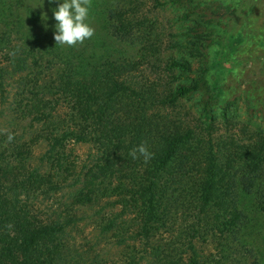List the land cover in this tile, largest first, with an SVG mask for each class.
Here are the masks:
<instances>
[{"label": "rangeland", "instance_id": "rangeland-1", "mask_svg": "<svg viewBox=\"0 0 264 264\" xmlns=\"http://www.w3.org/2000/svg\"><path fill=\"white\" fill-rule=\"evenodd\" d=\"M203 1L208 9L206 5L195 9L174 5L171 0H112L111 4L90 0L91 11L105 17L113 42L124 39L122 55L96 62L99 66L106 62L98 68L101 74L113 69L116 82L128 88L120 93L121 97L107 103L109 113L129 109L133 122L139 121L141 126L151 122L158 131L193 133L186 150L162 175L169 180L161 208L167 216L164 225L152 229L148 237L140 234L137 206L125 209L106 191V182L101 184L99 180L91 193L86 192L85 185L92 176L89 173L103 165L100 145L69 140L60 147L56 156L70 164L68 170L62 177L52 179L51 185H57L55 190L43 196L36 191L42 188H37L30 193L29 202L36 201L35 211L41 217L56 211L64 212L71 220L65 248H71L69 253L78 260L77 264H264V242L246 236L243 219L236 218L220 226L214 218L218 214L201 216L195 201L202 176L198 170L205 166L210 153L225 164V174L229 176L223 193L229 189L240 204L249 198L245 186L238 183L235 186L233 181L239 182L240 173L246 169L245 165L242 169L238 165L239 157L248 154L246 151L254 153L261 142L264 148V0L249 1L250 7H256L249 14L252 19L244 31L248 60L236 78L228 75L226 79L220 78L223 96L212 108L214 120L210 124L200 121L199 93L169 101L178 84L195 77L205 59V54L191 47L192 43L205 44L206 35L197 26L209 21L210 13L222 26L226 25L229 14L237 9L235 0ZM10 20H5L0 28L10 36L7 42L13 46L24 44L27 49L37 51L35 43L40 42L27 41L23 26L13 25ZM1 45L0 68H7V56ZM113 48L118 49L112 45ZM39 49L43 58L36 60L32 56L29 67L20 75L5 77L4 87L0 88V151L4 159L14 157L8 160L7 170L21 175L34 168L49 173L50 167L44 165L46 160L42 165L41 157L47 155L52 139L68 128L74 129L73 108L81 107L58 88L66 79L60 57L51 60L43 53L41 44ZM215 78L210 76L211 80ZM43 86H49L44 95ZM139 108L144 109L142 115L136 112ZM89 124L92 122L88 127ZM10 133L11 142L7 140ZM8 147L15 148V154L19 155L9 153ZM150 149L152 145L147 147ZM25 157L27 161L23 160ZM247 171L258 174L254 169ZM250 188L253 194L256 187ZM225 216L230 219V213ZM110 219L114 221L106 231Z\"/></svg>", "mask_w": 264, "mask_h": 264}, {"label": "trees", "instance_id": "trees-1", "mask_svg": "<svg viewBox=\"0 0 264 264\" xmlns=\"http://www.w3.org/2000/svg\"><path fill=\"white\" fill-rule=\"evenodd\" d=\"M105 1L110 4L112 2ZM249 1L251 0H235L237 9L229 14L226 25L222 26L210 13L209 21L197 26L196 29H201L206 35L203 36L205 44L192 43L191 47L205 54V59L196 71L195 77L178 84L171 93L170 102L199 93L200 121L203 123L210 124L214 120L212 108L223 96L220 78L224 79L225 75L236 78V74L243 71L248 60L245 51V44L248 41L246 43L243 41L244 31L252 19L249 14L253 13L256 7V5L250 7ZM171 2L194 9L206 5L203 0ZM55 7L56 4L49 3L48 0H0V28L5 20L11 19V24L23 26L27 41L40 42L43 53H47L51 60L52 57H60L66 71V79H63L64 83L58 88L81 105L79 109L73 108L76 110V116L71 119L74 129L68 128L52 139L47 155L41 157L42 165L46 160L44 165L50 167L49 173L43 174L37 168L26 175L17 174L14 170L9 171L8 160L14 157L4 159V153L0 151V264H77L78 260L69 253L72 251L71 248H65L69 231L67 228L72 225L71 220L65 217L64 212L56 211L41 217L35 211L36 201L29 202L30 193L37 188H42L36 191H41L43 196L55 190L57 185L55 183L51 185L52 179L62 177L68 170L70 164L56 156L64 143L74 140L100 145L103 165L89 173L88 176H92L85 185L86 192L89 194L93 191L95 182L99 180H102L101 184L106 182V191L117 198L116 202H121L125 209L137 206L135 213L141 228L140 234L148 237L152 229L164 225V218L167 216V212L161 211V208L169 180L162 175L173 167L180 152L186 150L192 139L191 130L180 134L176 130L158 131L151 122L141 126L139 121L133 122L134 119L130 116L132 111L129 109L111 115L107 103L114 101L117 96L121 97L120 93H125L128 88L116 82L113 78V69L101 74L98 68L104 66L106 62L101 66L96 65V62L112 55H122L124 39L120 43L117 40L113 42L114 37L108 31L105 17L90 9L89 23L94 30L93 36L73 46L56 44L53 39L55 21L52 19ZM42 13L48 17L47 20L41 19ZM236 33L238 35L234 37ZM5 36L6 33L0 29V44L4 48L3 52L8 62L5 66L7 68H0V88L4 87L5 77L10 78L23 73L29 67L28 60L32 56L36 60L43 58L39 49L40 44L35 43L38 46L37 51L35 48L27 49L24 44L13 46L7 42L10 36L7 35L6 38ZM112 45L118 49L111 50ZM180 66L185 67L183 64ZM211 75H215L216 78L211 80ZM47 88L49 86L41 87L42 95L46 94ZM92 107H95V110ZM136 112L142 115L144 109L139 108ZM90 121L92 124L88 127ZM141 144L146 148L148 146L151 148L152 145L149 151L152 155L147 162L139 154L136 159L129 155L132 149ZM2 145L7 146L4 143ZM6 150L12 152L14 156L19 155L15 154L16 149L13 147ZM246 152L248 154L239 157L238 164L241 169L245 165L246 169L243 168L242 174L240 173L239 182L233 181V184L245 186V194H248L249 198L243 199L240 204L232 197L229 189L223 193L226 189L225 180L229 176L225 174V164L210 153L205 166L198 170L202 176L197 184L200 188L198 193L196 192L198 195L195 201L198 214L204 217L210 213H217L214 218L220 222V226H226L236 218L243 219L246 236L259 243L264 242L263 142L254 149V153ZM244 155H247L246 158ZM23 160L27 161L28 158L25 157ZM247 168L254 169L258 174L250 173ZM250 186L256 187L253 194H251L253 188ZM227 213H230V219H226ZM113 221L110 219L104 230L109 231Z\"/></svg>", "mask_w": 264, "mask_h": 264}, {"label": "clouds", "instance_id": "clouds-1", "mask_svg": "<svg viewBox=\"0 0 264 264\" xmlns=\"http://www.w3.org/2000/svg\"><path fill=\"white\" fill-rule=\"evenodd\" d=\"M55 3L56 7L52 11V19L55 21L53 39L56 44L62 46H73L93 36V28L89 23L90 0H48ZM47 16L41 14L42 20H47ZM13 139L10 133L7 140ZM137 154L147 162L151 158V153L141 144L132 149L129 155L132 159L137 158Z\"/></svg>", "mask_w": 264, "mask_h": 264}]
</instances>
